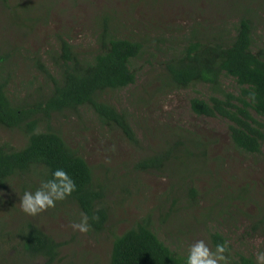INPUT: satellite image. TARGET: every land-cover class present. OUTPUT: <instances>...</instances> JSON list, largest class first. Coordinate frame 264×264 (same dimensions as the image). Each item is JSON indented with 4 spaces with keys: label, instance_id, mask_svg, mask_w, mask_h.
Here are the masks:
<instances>
[{
    "label": "trees",
    "instance_id": "1",
    "mask_svg": "<svg viewBox=\"0 0 264 264\" xmlns=\"http://www.w3.org/2000/svg\"><path fill=\"white\" fill-rule=\"evenodd\" d=\"M246 2L230 0L231 11L235 10L236 17H239L236 22L229 21L233 14L230 11L228 16L210 24L193 23L190 31L180 38L173 35L169 40L157 37L154 47L151 42L145 44L130 34L121 35L115 16L102 14L100 29L96 30L100 47L93 56L81 52L68 32L58 35L56 46L49 50L53 58L51 90L48 94L39 92L34 100L32 97L21 102L12 99L7 91L8 80L0 73V126L18 130L25 138L20 147L7 141L0 143V188L7 187L18 178L21 188L30 190L39 186L33 181L34 177L41 182L51 178V172L56 168H63L75 181L76 189L66 199L57 201V206L77 208L80 219L85 214L88 216L92 232H102L110 220L107 196L110 185L95 178L92 166L79 149L52 126L51 117L90 107L101 122L109 127H119L141 148L132 126V116L106 100L105 94L136 82L137 70L133 64L143 54L147 55L151 71L156 69L157 54L165 55V59L158 61L160 71L154 76L159 82V90H181L199 83L209 85L212 92H203L190 99L193 112L225 120L234 149L247 154L262 153L264 37H259L257 23L262 18L263 6L260 0ZM15 12L11 11V14ZM14 26L18 32H23L26 24L24 20L16 19ZM30 26L33 28L32 22ZM151 48L153 51L146 50ZM9 58V54L2 56L0 51V69ZM40 67L49 71L43 63ZM162 131L154 132V135H161L160 141L164 144L160 152L149 158L142 155L135 168L142 172L156 169L169 177L171 188H175V184L181 188L179 182L186 178L207 177L213 172L210 167L212 161H216L217 174L220 172L223 159L208 156L211 141L203 139L195 131L181 134L175 129L169 138ZM210 184L203 191L191 185L185 199L189 205L174 198L163 215V221L175 218L179 210L194 207V234L204 233L213 249L217 243L228 241V264H256V252L235 248L230 233L235 232L231 225L239 223L237 228L244 235H240L241 238L264 237V199L259 200L252 195L249 183L238 188L224 187L223 183ZM210 193H214V199L208 195ZM201 198L208 204L200 209ZM250 203L256 206L254 212L247 209ZM180 234L182 238L177 237V242L190 239L189 229H180ZM18 235L25 253L35 258L24 264H57L63 242L31 221L22 225ZM110 237L112 252L108 264H184L188 247L182 253L172 248L154 231L149 216L121 233L111 230Z\"/></svg>",
    "mask_w": 264,
    "mask_h": 264
},
{
    "label": "rangeland",
    "instance_id": "2",
    "mask_svg": "<svg viewBox=\"0 0 264 264\" xmlns=\"http://www.w3.org/2000/svg\"><path fill=\"white\" fill-rule=\"evenodd\" d=\"M243 1L247 4L246 0ZM260 1L263 7L262 18L257 23L258 35L264 37V0ZM11 11L16 12L11 14ZM230 11V0H0V51L2 56H10L0 73L8 80L7 91L12 99L21 102L32 97L34 100L39 92L48 94L51 90L53 58L49 50L56 46L58 35L68 32L81 52L93 56L100 47L96 30L100 29L102 14L115 16L121 35L130 34L145 44L151 42L154 47L157 37L169 40L173 35L180 38L190 31L193 23L210 24L228 16ZM231 13L229 21L236 22L239 18L236 11ZM31 16V20H25ZM16 19L24 20L26 26L23 32L16 30ZM163 59L165 55L159 52L155 58L156 69L151 71L147 55H141L133 64L137 70L136 82L105 94L106 100L132 116V126L141 148L129 140L119 127H109L101 122L90 107L51 117L52 126L60 130L92 166L95 178L110 185L107 195L110 205L108 226L99 233L90 229L87 232L73 229L71 225L80 221V211L71 205L58 207L56 204L36 216L27 215L19 205V195L27 189L21 188L18 178H15L12 184L0 188V264H24L35 260L25 253L18 235L27 221L34 222L63 242L57 264H108L112 252L111 230L121 233L148 216L159 237L179 252L182 253L196 239H204L212 248L204 233L194 234V207L179 210L175 218L163 221V215L174 198L189 205L185 199L191 185L203 191L212 182L231 188L249 183L252 195L259 200L264 199V148L258 154L234 149L225 120L193 112L190 99L203 92H212L209 85L199 83L181 90H159V82L154 76L160 71L158 61ZM40 63L49 71L41 68ZM159 129H163L162 134L168 138L177 129L181 134L195 131L203 139L211 141L208 156L223 159L220 172L217 174L216 161H212L210 167L213 172L207 177L186 178L179 182L181 188L176 184L173 185L175 188H171V181L165 174L153 168L143 172L135 168L142 155L149 158L162 149L161 135H154ZM5 141L20 147L25 138L18 130L0 126V143ZM33 181L37 185L41 183L37 177ZM208 195L215 198L214 193ZM207 204L201 198L199 208ZM247 209L254 212L256 206L250 203ZM237 225L239 223L231 225L235 232L230 233L235 248H244L246 252L264 248V237L257 235L243 239L240 237L242 230ZM183 228L189 229L190 239L177 242V237L182 238L180 229ZM205 233L209 235L206 230ZM37 259L42 260L41 257Z\"/></svg>",
    "mask_w": 264,
    "mask_h": 264
},
{
    "label": "clouds",
    "instance_id": "3",
    "mask_svg": "<svg viewBox=\"0 0 264 264\" xmlns=\"http://www.w3.org/2000/svg\"><path fill=\"white\" fill-rule=\"evenodd\" d=\"M75 189V181L68 172L63 168H56L51 172V178L42 180L34 190H25L22 195L18 194L19 205L27 215L36 216L55 207L57 201L66 199ZM71 226L80 232H87L91 227L86 214ZM228 252V241L217 243L213 249L204 239H196L188 245L184 264H228ZM255 260L256 264H264V250L256 251Z\"/></svg>",
    "mask_w": 264,
    "mask_h": 264
}]
</instances>
